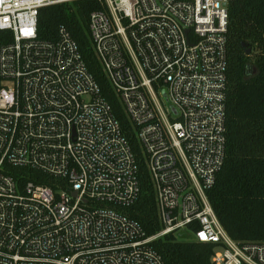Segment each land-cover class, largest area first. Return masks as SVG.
Returning <instances> with one entry per match:
<instances>
[{"label": "built area", "instance_id": "1", "mask_svg": "<svg viewBox=\"0 0 264 264\" xmlns=\"http://www.w3.org/2000/svg\"><path fill=\"white\" fill-rule=\"evenodd\" d=\"M75 1L0 0V264H163L151 244L166 235L215 246L212 264H264V242L232 240L206 196L225 152L228 0H97L88 17L153 189L151 237L125 214L138 164L76 44L37 38L39 9Z\"/></svg>", "mask_w": 264, "mask_h": 264}, {"label": "trees", "instance_id": "2", "mask_svg": "<svg viewBox=\"0 0 264 264\" xmlns=\"http://www.w3.org/2000/svg\"><path fill=\"white\" fill-rule=\"evenodd\" d=\"M98 10L101 5L97 0L41 8L37 38L54 43L59 30L64 29L76 44L138 164L139 193L125 214L145 237H151L160 227L142 151L91 49L87 21L89 14ZM224 136L223 163L206 192L207 199L232 240L264 242V0H228ZM151 246L163 264H212L215 250L213 245L180 241L172 235Z\"/></svg>", "mask_w": 264, "mask_h": 264}, {"label": "rangeland", "instance_id": "3", "mask_svg": "<svg viewBox=\"0 0 264 264\" xmlns=\"http://www.w3.org/2000/svg\"><path fill=\"white\" fill-rule=\"evenodd\" d=\"M177 239L180 241H191L189 236H177Z\"/></svg>", "mask_w": 264, "mask_h": 264}, {"label": "water", "instance_id": "4", "mask_svg": "<svg viewBox=\"0 0 264 264\" xmlns=\"http://www.w3.org/2000/svg\"><path fill=\"white\" fill-rule=\"evenodd\" d=\"M249 52H250V50H249V49H247V50L245 51L246 55H248V54H249Z\"/></svg>", "mask_w": 264, "mask_h": 264}]
</instances>
